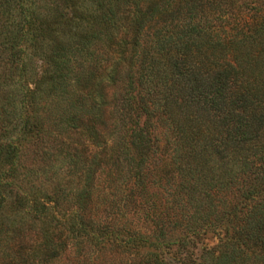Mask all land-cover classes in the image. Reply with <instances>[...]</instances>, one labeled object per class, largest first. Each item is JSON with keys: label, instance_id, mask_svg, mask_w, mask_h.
<instances>
[{"label": "trees", "instance_id": "obj_1", "mask_svg": "<svg viewBox=\"0 0 264 264\" xmlns=\"http://www.w3.org/2000/svg\"><path fill=\"white\" fill-rule=\"evenodd\" d=\"M117 27L124 29L117 46L125 60L118 103L122 119L129 120L122 121L119 149L130 176L143 181L148 154L158 143L148 121L152 111L169 123L182 149L174 167L183 175L178 187L194 211L208 199L207 184L213 187L215 176L225 174L219 173L224 166L236 163L243 151L264 147V0H0V229L11 225L3 217L8 205H28L22 165L36 153L38 141L50 137V98L64 97L65 87L78 82L71 71L75 59L85 65L93 61ZM73 108L63 113L71 129L76 128ZM147 204L153 233L162 238L160 206ZM263 207L245 222L247 231L263 233L262 243ZM50 209L46 205L42 212ZM42 212L34 209L33 215ZM51 216L98 245L118 238L104 227L92 228L76 212L67 221ZM246 224L235 225L233 234ZM231 238L219 244L220 255L201 263L247 264L249 256L259 257ZM146 240L142 235L126 240L153 247L139 263L183 264L163 259L165 251Z\"/></svg>", "mask_w": 264, "mask_h": 264}, {"label": "rangeland", "instance_id": "obj_2", "mask_svg": "<svg viewBox=\"0 0 264 264\" xmlns=\"http://www.w3.org/2000/svg\"><path fill=\"white\" fill-rule=\"evenodd\" d=\"M123 32L117 27L112 39L97 47L90 63L75 59L71 71L78 82L65 87L63 98H50L48 107L54 113L46 121L50 137L38 141L36 153L25 157L22 165L21 188L24 198L29 197L28 205L23 201L8 205L3 213L11 225L0 229V264H142V253L153 251V247L144 244L136 248L126 241L139 235L163 249V259L183 264L210 262L212 254H221V241H234L231 237L236 236L259 256H249L247 262L264 264L263 233L247 231L246 224L256 207L262 211L264 206V147L243 151L242 156H236V163L224 166L219 173L225 174L215 176L213 187V182L207 184L208 199L194 211L178 187L183 175L174 167L173 158L182 149L169 123L152 111L148 121L158 143L148 154L143 181L130 176L132 171L124 166L119 149V136L126 126L122 121H129L122 119L118 103L125 60L118 55L117 45ZM109 70L114 75L109 76ZM73 105L75 129L67 126L63 116L64 112L71 114ZM244 161L246 165L241 164ZM147 201L160 206L162 238L153 233ZM46 205L51 209L43 213ZM34 209L42 213L33 215ZM75 212L92 228L104 227L118 238L98 245L88 236L71 233L67 223L51 216L60 215L67 221ZM245 224L241 233L233 234L235 225ZM182 240L187 243L177 248ZM162 244L168 245L163 248Z\"/></svg>", "mask_w": 264, "mask_h": 264}]
</instances>
